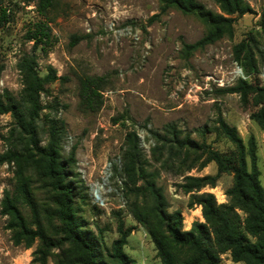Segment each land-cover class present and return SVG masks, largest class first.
I'll use <instances>...</instances> for the list:
<instances>
[{
	"label": "rangeland",
	"instance_id": "obj_1",
	"mask_svg": "<svg viewBox=\"0 0 264 264\" xmlns=\"http://www.w3.org/2000/svg\"><path fill=\"white\" fill-rule=\"evenodd\" d=\"M198 1L212 11H221L215 0ZM246 1L253 12L238 17L233 38L224 37L185 57L183 44L200 39L207 26L195 15L176 8L149 23V18L160 13L159 0H56L47 16L39 12L36 1L0 0L10 12V20L0 28V64L4 65L0 89H8L23 102L25 83L20 64L24 58L35 60L42 77L52 65L57 76L68 78L45 84L41 94L44 109L36 122L38 144L46 145L50 120H56L61 159L75 191L79 219L104 253L120 237L119 225L123 223L124 228H132L124 251L135 264H162L147 228L131 211L135 195L124 171L128 131H136L140 138V170L162 188L168 210L182 213L184 230L194 221L205 222L202 206L190 205L195 192H211L218 203L228 201L226 191L233 183L230 173H222L214 187L185 190L183 184L193 183L189 177L215 175L217 165L212 161L202 166L206 157L202 149L182 147L177 141L189 136L200 145L230 153L235 146L217 129L219 113L237 127L245 143L255 136L264 186V129L250 119L257 107L252 102L243 105L237 93L215 92L238 78L258 77L264 85V26L260 23L264 0ZM41 22L50 28L49 43L43 48L34 47L29 39ZM74 36L81 37L75 44ZM242 41L249 44L258 73L247 75L234 59L233 47ZM94 75L106 78L104 102L99 110L90 111L81 103L80 79ZM114 118L121 121L114 123ZM9 148L29 154L35 149L11 114H0V153ZM23 169L31 180L39 220L55 242L62 240L56 197L49 183L36 165L27 161ZM17 170L14 162L0 165V264H37L33 252L40 242L30 248L14 244L7 217L1 213L4 190L14 189ZM145 178L136 186L143 188ZM20 206L33 223L31 209ZM59 251V247L52 250L48 264H56ZM221 264L244 263H235L225 253Z\"/></svg>",
	"mask_w": 264,
	"mask_h": 264
},
{
	"label": "trees",
	"instance_id": "obj_2",
	"mask_svg": "<svg viewBox=\"0 0 264 264\" xmlns=\"http://www.w3.org/2000/svg\"><path fill=\"white\" fill-rule=\"evenodd\" d=\"M36 1L38 10L47 16L56 0ZM160 13L149 18V23L159 19L170 8H176L185 14H193L206 26L205 34L193 43L183 44V54L190 57L195 51L203 50L224 37L233 38L235 22L238 17L253 12L246 0H215L220 12L208 9L198 0H159ZM10 20V12L0 5V28ZM260 23L264 26V9ZM29 34L34 47L49 43L50 28L41 22ZM81 37L74 36L73 44ZM234 59L241 64L249 75L258 73V63L250 50L249 44L242 41L233 47ZM49 73L42 77L35 69L33 58H24L20 69L24 75L23 102L8 89H0V114L10 113L16 126L26 133L30 143L35 147L34 153H24L9 148L0 153V165L14 162L18 170L14 189H5L1 201V213L7 217V228L11 231L14 244L32 247L38 240L40 243L33 252V262L48 264V258L55 247H59L56 264H135L124 251L131 227L119 225L120 237L114 240L111 250L104 253L97 238L92 237L84 228L76 208L75 191L68 180L67 168L62 161L59 127L56 120H50L49 138L44 146H39L37 139V120L44 106L41 94L47 82L57 79L66 81V76H57L56 70L49 65ZM4 65L0 64V78ZM105 76H85L80 79L79 95L82 106L90 111H97L103 105V87ZM217 95L237 93L243 105L253 103L257 109L250 113V119L264 129V85L258 77L253 80L238 78L229 86L218 87ZM26 103V108L23 104ZM122 118V117H121ZM121 118H114L119 123ZM218 131L222 133L235 148L230 153L213 149L207 144H198L189 136L183 140L177 138L183 147L188 145L202 149L206 155L204 163L214 161L217 165L215 175L189 177L193 183L183 184L186 191H199L206 185L214 187L222 173L233 174V183L227 189V202L218 203L211 192H195L190 205L202 206L205 222L194 221L191 228H182L183 216L178 210L169 211L164 192L152 178H147L140 169L142 153L140 138L136 131L126 133V149L124 151V171L133 185L135 200L131 211L135 219L145 226L152 238L162 264H221L222 254L229 253L231 259L244 264H264V186L261 183V170L258 165L257 143L251 135L247 143L239 135L237 127L230 125L219 113ZM178 137V134L177 136ZM36 165L41 177L49 183L56 197V214L59 219L58 234L62 240L51 238L39 220L38 209L31 189V180L25 175L23 165L26 162ZM146 177V178H145ZM140 178H145L146 185L136 186ZM141 198V201L138 199ZM21 204L27 205L34 217L30 223ZM35 225V226H34ZM100 248V249H99ZM55 256V254H54Z\"/></svg>",
	"mask_w": 264,
	"mask_h": 264
},
{
	"label": "built area",
	"instance_id": "obj_3",
	"mask_svg": "<svg viewBox=\"0 0 264 264\" xmlns=\"http://www.w3.org/2000/svg\"><path fill=\"white\" fill-rule=\"evenodd\" d=\"M242 76L244 77L243 73H242ZM263 77H264V74H263Z\"/></svg>",
	"mask_w": 264,
	"mask_h": 264
}]
</instances>
